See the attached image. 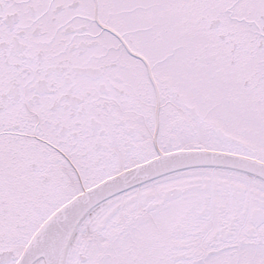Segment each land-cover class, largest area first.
<instances>
[{
  "label": "snow or ice",
  "instance_id": "snow-or-ice-1",
  "mask_svg": "<svg viewBox=\"0 0 264 264\" xmlns=\"http://www.w3.org/2000/svg\"><path fill=\"white\" fill-rule=\"evenodd\" d=\"M0 264H264V0H0Z\"/></svg>",
  "mask_w": 264,
  "mask_h": 264
}]
</instances>
